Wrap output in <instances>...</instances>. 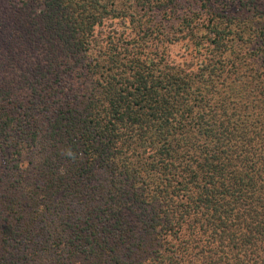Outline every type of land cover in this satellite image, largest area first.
Returning a JSON list of instances; mask_svg holds the SVG:
<instances>
[{"label": "trees", "instance_id": "obj_1", "mask_svg": "<svg viewBox=\"0 0 264 264\" xmlns=\"http://www.w3.org/2000/svg\"><path fill=\"white\" fill-rule=\"evenodd\" d=\"M125 1L0 0V264H264V0L181 18L191 69Z\"/></svg>", "mask_w": 264, "mask_h": 264}, {"label": "rangeland", "instance_id": "obj_2", "mask_svg": "<svg viewBox=\"0 0 264 264\" xmlns=\"http://www.w3.org/2000/svg\"><path fill=\"white\" fill-rule=\"evenodd\" d=\"M203 0H179L177 5V12L172 15L173 17L168 20L163 16V13L145 15L144 11L140 10V7H136L133 3V9H126L130 0L125 1L119 5L120 13L117 18L109 19L104 21L103 28H98L97 32L103 36L107 35L108 32H115L116 34L124 31L126 34L133 36L134 33L139 31L140 28L146 26H159L160 22L166 24V30L164 34L158 35L152 42L148 43L146 52L153 51L154 47L157 46L159 52L166 48L168 54L167 63L172 66H180L185 69L194 68L196 65V56L191 52L189 45V35L183 33L178 27L179 20L184 16H191L200 12V6ZM21 3L22 0H17ZM229 8L227 10V16L241 14L243 7L238 0H228ZM247 21L251 22V18L248 17ZM194 26V25H192ZM182 29V28H181ZM232 31L235 36H240V30L236 23L232 24ZM5 156V155H3ZM5 158V157H4Z\"/></svg>", "mask_w": 264, "mask_h": 264}]
</instances>
